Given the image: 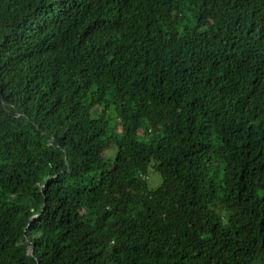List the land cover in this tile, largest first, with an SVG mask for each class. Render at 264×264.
<instances>
[{"label": "trees", "instance_id": "obj_1", "mask_svg": "<svg viewBox=\"0 0 264 264\" xmlns=\"http://www.w3.org/2000/svg\"><path fill=\"white\" fill-rule=\"evenodd\" d=\"M0 264H264V0H0Z\"/></svg>", "mask_w": 264, "mask_h": 264}, {"label": "rangeland", "instance_id": "obj_2", "mask_svg": "<svg viewBox=\"0 0 264 264\" xmlns=\"http://www.w3.org/2000/svg\"><path fill=\"white\" fill-rule=\"evenodd\" d=\"M110 119V124L113 125V124H116V120H114L113 118V115H110L109 117ZM117 128H118V131L121 132L122 130V127L120 124H117ZM138 136L139 138L143 139V140H146L147 138V135H142L141 133H138ZM107 160L109 162H112L114 160V157H115V149L114 147L108 149L107 151ZM161 183V176L160 174L157 172V171H154L152 169H149L148 173H147V185H148V188L149 189H154L156 187H158Z\"/></svg>", "mask_w": 264, "mask_h": 264}, {"label": "water", "instance_id": "obj_3", "mask_svg": "<svg viewBox=\"0 0 264 264\" xmlns=\"http://www.w3.org/2000/svg\"><path fill=\"white\" fill-rule=\"evenodd\" d=\"M43 185H44V184H43ZM43 185H42V186H43ZM32 249H33V247H31V248L28 250V252H29L30 255H32Z\"/></svg>", "mask_w": 264, "mask_h": 264}]
</instances>
